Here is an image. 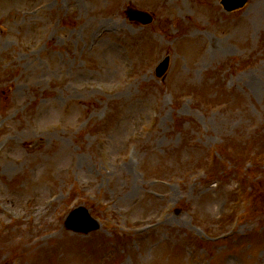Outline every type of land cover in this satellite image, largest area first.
I'll return each mask as SVG.
<instances>
[{"label":"rangeland","instance_id":"obj_1","mask_svg":"<svg viewBox=\"0 0 264 264\" xmlns=\"http://www.w3.org/2000/svg\"><path fill=\"white\" fill-rule=\"evenodd\" d=\"M219 1L0 0V264H264V0Z\"/></svg>","mask_w":264,"mask_h":264},{"label":"water","instance_id":"obj_2","mask_svg":"<svg viewBox=\"0 0 264 264\" xmlns=\"http://www.w3.org/2000/svg\"><path fill=\"white\" fill-rule=\"evenodd\" d=\"M246 0H221V3L223 4L224 8L226 10H232L235 8H238L242 6L245 3ZM127 15L130 19H135L143 24L149 23L152 20V16L149 15L147 12L140 11L137 9L129 8L126 10ZM167 65V59H165L157 68V74H161ZM76 211H79L82 214V217H84V220L80 223H73L71 220L67 221V225L73 229L77 230H84L88 231L93 228H97V223L93 222L88 214L87 211L83 208H78Z\"/></svg>","mask_w":264,"mask_h":264}]
</instances>
